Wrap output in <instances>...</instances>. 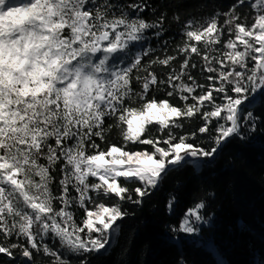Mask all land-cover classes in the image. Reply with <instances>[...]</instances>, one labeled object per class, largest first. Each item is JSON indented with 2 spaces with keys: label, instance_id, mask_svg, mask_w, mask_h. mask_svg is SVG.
<instances>
[{
  "label": "snow or ice",
  "instance_id": "6c2138e0",
  "mask_svg": "<svg viewBox=\"0 0 264 264\" xmlns=\"http://www.w3.org/2000/svg\"><path fill=\"white\" fill-rule=\"evenodd\" d=\"M244 3L237 0L229 12L213 14L199 27L189 21L177 45L179 70L158 79L152 66L170 67L177 55L143 64L152 50L134 49L148 30L163 32V13L151 23L133 15L146 11V0L124 7L112 0H0V254L11 258L19 250L31 262L34 252H42L50 264H72L45 242L51 236L67 253L82 257L78 264H88L86 254L105 249L120 230L117 222L128 215L119 202L141 204L169 172L187 163L196 167L232 137L245 139L242 123L255 130L259 117L244 105L264 93V0L251 3L256 14L250 23L237 12ZM193 54L209 74L206 84L189 72L198 67ZM165 85L166 95L179 96L182 107L149 98L153 86ZM197 114L203 120L197 131L215 132L210 148L189 142L197 132L173 131L184 126L181 118ZM113 128L125 143L101 148L96 138L106 141ZM129 144L152 150L130 151ZM121 177L141 186L130 189ZM110 197L118 202H99ZM175 202V196L167 202L169 212ZM74 208L83 209L79 222ZM205 208L201 199L171 231L199 234L198 225L210 222Z\"/></svg>",
  "mask_w": 264,
  "mask_h": 264
},
{
  "label": "trees",
  "instance_id": "16d2710c",
  "mask_svg": "<svg viewBox=\"0 0 264 264\" xmlns=\"http://www.w3.org/2000/svg\"><path fill=\"white\" fill-rule=\"evenodd\" d=\"M28 2V0H18ZM117 7H124L128 3L142 2V0H112ZM237 0H146L147 9L140 15L149 23L163 13L165 23L161 36L152 29L145 33L143 44H135L134 49L150 48V56L142 60L146 64L149 59L156 57L164 58L167 55H177V45L184 40L183 28L192 21L195 27L206 22L213 14L229 12ZM241 19L247 23L254 20L256 11L251 7V2L237 8ZM178 17V19H176ZM224 17H219L223 22ZM227 39L225 33L221 37ZM192 43H195L193 41ZM203 49V44L198 45ZM217 47H221L218 45ZM183 57L177 55V59L170 67L156 64L150 69L158 79H167V73L175 68L179 70ZM191 62L198 65L197 68H189L198 83H208L205 76L208 73L201 71L203 61L193 54ZM133 73V88L140 90V84L136 82ZM140 76L147 73L141 71ZM191 83L190 81H187ZM167 86L163 88L153 86L149 98L167 99L175 106H183L179 96L168 97ZM199 91V90H197ZM261 93L252 103L244 106L254 111L256 120L255 130L250 125L243 124L241 132L245 139L232 137L220 148V152L212 158H205L196 167L191 163L185 164L178 170L171 171L160 185L151 191L149 196L143 199L141 204L128 201L119 202L122 209L128 215L117 223L120 230L113 236L108 248L99 253H88V264H264V104ZM219 100V97H218ZM191 102V101H189ZM108 119L107 123H113ZM182 128L173 131L179 135L197 132V138L190 143L210 148L212 141L209 136L215 135L214 130L208 134H200L197 129L202 126L203 120L200 114L192 118H181ZM215 121H213V128ZM152 129L159 125H149ZM167 131V130H165ZM157 136L163 133L156 132ZM96 143L101 148L110 144L117 146L125 142L119 134V130H113L107 134L106 141L96 138ZM166 147V146H165ZM127 150L151 151L150 145L129 144ZM89 151H92L91 149ZM119 181L130 189L140 187L139 181ZM58 184V181H56ZM133 199L136 194L131 193ZM213 194V195H210ZM95 196V193H92ZM175 196L176 202L171 212L167 209V202ZM203 199L206 208L202 210L206 218H210L207 227L201 229V235L209 241L214 251L204 245L191 242L180 233H173L172 227H178L179 221L185 211L195 203ZM99 202L111 204L118 202L116 197L101 198ZM91 208L92 206L89 205ZM75 219L79 222L83 218V209L74 208ZM12 242L24 243L17 237L11 238ZM58 252L63 253L65 258L78 264L82 258L70 255L62 249L55 240L45 241ZM53 242V243H52ZM14 256L9 258L0 254V264H26L25 258L19 254V250H13ZM51 257L43 253L34 252V260L29 264H50Z\"/></svg>",
  "mask_w": 264,
  "mask_h": 264
},
{
  "label": "rangeland",
  "instance_id": "374dc122",
  "mask_svg": "<svg viewBox=\"0 0 264 264\" xmlns=\"http://www.w3.org/2000/svg\"><path fill=\"white\" fill-rule=\"evenodd\" d=\"M249 2H253V0H249ZM255 9V8H254ZM255 11H256V9H255ZM253 63H254V61H253ZM249 103H247V102H245V105L244 106H246V105H248ZM106 159H110L109 157H106ZM189 161H191L192 160V158L191 157H188L187 158ZM202 161H205V158H202L199 162H202ZM122 178V177H121ZM90 180H94L95 178H89ZM120 179V178H119ZM124 179V178H123ZM198 227H200L201 229L203 228V227H207V224H203V225H198ZM201 232V231H200ZM199 232V234H194V235H188V234H185V233H180V235H181V237H183V238H185V239H187V240H189V241H191V242H196V243H199V244H202V245H204L206 248H208V249H210V250H212V251H214V249H213V246L211 245V243L209 242V241H207L206 239H204L203 238V236L201 235V233ZM81 235H83V234H81ZM93 235H95V234H93ZM113 238V237H112ZM112 238H111V240H112ZM49 239H51L52 241L53 240H55L57 243H58V245L60 246V244H59V241L57 240V239H55L54 237H49L47 240H49ZM46 240V241H47ZM110 240V241H111ZM53 243V242H52ZM108 246V245H107ZM107 246H106V248H107ZM104 249H102V250H100L99 252H101V251H103ZM99 252H94V253H99ZM25 262H26V264H29V261H27V258H25ZM221 264H225L224 262H222L221 261Z\"/></svg>",
  "mask_w": 264,
  "mask_h": 264
},
{
  "label": "water",
  "instance_id": "95a60500",
  "mask_svg": "<svg viewBox=\"0 0 264 264\" xmlns=\"http://www.w3.org/2000/svg\"><path fill=\"white\" fill-rule=\"evenodd\" d=\"M260 95V94H259ZM259 95H257L256 97H255V99L252 101V102H254L258 97H259ZM251 102V103H252ZM248 103V102H247ZM250 104V103H249ZM225 143V142H224ZM223 143V144H224ZM223 144L220 146V148L223 146ZM220 148L218 149V151H217V154L220 152ZM113 239V238H112ZM111 242V241H110ZM109 245H110V243L108 244V246H107V248L109 247Z\"/></svg>",
  "mask_w": 264,
  "mask_h": 264
}]
</instances>
